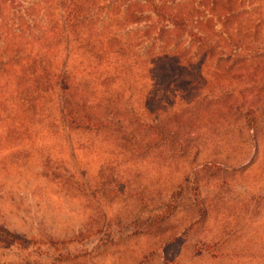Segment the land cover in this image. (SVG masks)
I'll return each instance as SVG.
<instances>
[{
	"label": "rangeland",
	"instance_id": "1",
	"mask_svg": "<svg viewBox=\"0 0 264 264\" xmlns=\"http://www.w3.org/2000/svg\"><path fill=\"white\" fill-rule=\"evenodd\" d=\"M239 7L171 89L97 84V128L0 87V264H264V0Z\"/></svg>",
	"mask_w": 264,
	"mask_h": 264
},
{
	"label": "trees",
	"instance_id": "2",
	"mask_svg": "<svg viewBox=\"0 0 264 264\" xmlns=\"http://www.w3.org/2000/svg\"><path fill=\"white\" fill-rule=\"evenodd\" d=\"M236 3L245 0H0V87L29 89L19 97L29 105L30 95L43 88L47 95L40 99L60 100L63 125L97 128L100 116L88 108L97 84L119 82L126 71V103L134 98L127 91L145 83L141 73L149 72L156 86L170 77L164 84L171 89L182 77L178 72L191 66L186 56L192 48L220 49L214 36L243 12ZM156 99L153 93L145 97ZM130 116L137 130L147 127L131 107L126 120Z\"/></svg>",
	"mask_w": 264,
	"mask_h": 264
}]
</instances>
